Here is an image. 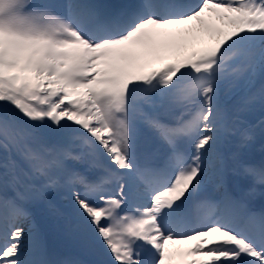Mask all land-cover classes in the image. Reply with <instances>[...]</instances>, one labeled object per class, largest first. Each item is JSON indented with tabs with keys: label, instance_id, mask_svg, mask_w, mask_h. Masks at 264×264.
<instances>
[{
	"label": "snow or ice",
	"instance_id": "6c2138e0",
	"mask_svg": "<svg viewBox=\"0 0 264 264\" xmlns=\"http://www.w3.org/2000/svg\"><path fill=\"white\" fill-rule=\"evenodd\" d=\"M0 264H264V0H0Z\"/></svg>",
	"mask_w": 264,
	"mask_h": 264
},
{
	"label": "rangeland",
	"instance_id": "374dc122",
	"mask_svg": "<svg viewBox=\"0 0 264 264\" xmlns=\"http://www.w3.org/2000/svg\"><path fill=\"white\" fill-rule=\"evenodd\" d=\"M183 243H178L175 245H170V249L176 251V248L178 249L180 245H182Z\"/></svg>",
	"mask_w": 264,
	"mask_h": 264
}]
</instances>
